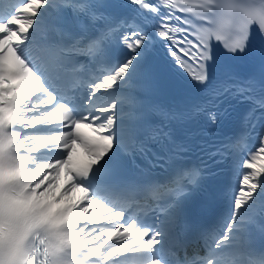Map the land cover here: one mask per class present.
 <instances>
[{
	"label": "snow or ice",
	"instance_id": "obj_1",
	"mask_svg": "<svg viewBox=\"0 0 264 264\" xmlns=\"http://www.w3.org/2000/svg\"><path fill=\"white\" fill-rule=\"evenodd\" d=\"M0 264H264V0H0Z\"/></svg>",
	"mask_w": 264,
	"mask_h": 264
}]
</instances>
